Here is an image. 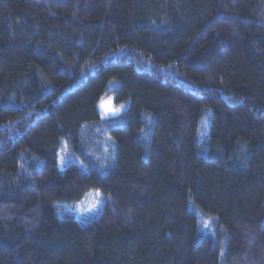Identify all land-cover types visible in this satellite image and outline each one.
Instances as JSON below:
<instances>
[{
  "label": "trees",
  "instance_id": "1",
  "mask_svg": "<svg viewBox=\"0 0 264 264\" xmlns=\"http://www.w3.org/2000/svg\"><path fill=\"white\" fill-rule=\"evenodd\" d=\"M0 264H264V0H0Z\"/></svg>",
  "mask_w": 264,
  "mask_h": 264
},
{
  "label": "rangeland",
  "instance_id": "2",
  "mask_svg": "<svg viewBox=\"0 0 264 264\" xmlns=\"http://www.w3.org/2000/svg\"><path fill=\"white\" fill-rule=\"evenodd\" d=\"M109 102L112 109H115L116 111H108L106 108H102L101 102ZM126 104H123V106H116L113 101V94H109L105 96L101 101L98 103L97 109L100 114V117L105 118H111L119 115L122 111L125 110ZM58 167L60 170H62L64 167H66L70 162H76L68 153L65 146H63L62 150L60 151V154L58 156ZM81 172H84L82 168ZM102 204V198L97 192H90L81 202L74 204L72 206H61L59 208L60 212H67L69 215H71L76 221L85 223L92 218H95L99 211Z\"/></svg>",
  "mask_w": 264,
  "mask_h": 264
},
{
  "label": "snow or ice",
  "instance_id": "3",
  "mask_svg": "<svg viewBox=\"0 0 264 264\" xmlns=\"http://www.w3.org/2000/svg\"><path fill=\"white\" fill-rule=\"evenodd\" d=\"M102 108H106L108 111H116L115 109H112L111 106H110V101L105 103V102H101V105H100Z\"/></svg>",
  "mask_w": 264,
  "mask_h": 264
}]
</instances>
